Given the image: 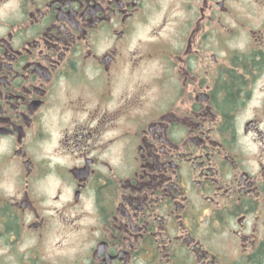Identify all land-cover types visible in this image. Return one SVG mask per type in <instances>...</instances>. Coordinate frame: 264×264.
<instances>
[{
  "label": "flooded vegetation",
  "instance_id": "obj_1",
  "mask_svg": "<svg viewBox=\"0 0 264 264\" xmlns=\"http://www.w3.org/2000/svg\"><path fill=\"white\" fill-rule=\"evenodd\" d=\"M0 264H264V0H0Z\"/></svg>",
  "mask_w": 264,
  "mask_h": 264
},
{
  "label": "rangeland",
  "instance_id": "obj_2",
  "mask_svg": "<svg viewBox=\"0 0 264 264\" xmlns=\"http://www.w3.org/2000/svg\"><path fill=\"white\" fill-rule=\"evenodd\" d=\"M169 33V32H168ZM166 35V34H165Z\"/></svg>",
  "mask_w": 264,
  "mask_h": 264
}]
</instances>
